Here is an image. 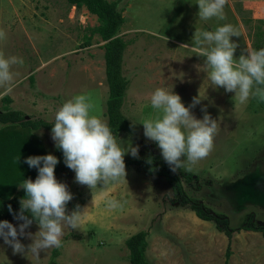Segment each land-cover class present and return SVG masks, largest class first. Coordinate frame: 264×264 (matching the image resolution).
I'll list each match as a JSON object with an SVG mask.
<instances>
[{
	"label": "rangeland",
	"instance_id": "1",
	"mask_svg": "<svg viewBox=\"0 0 264 264\" xmlns=\"http://www.w3.org/2000/svg\"><path fill=\"white\" fill-rule=\"evenodd\" d=\"M118 8L124 19L118 35L127 42L122 74L129 82L122 113L132 130L116 140L137 147L136 157L125 153L123 160H141L149 147L160 156L139 123L153 114L148 96L155 88L172 89L186 107L198 95L190 114L201 119L207 112L216 119L217 130L209 154L190 170L180 168L193 175L189 182L180 178L181 185L212 214L226 216L233 232L228 238L213 222L174 203L167 182L136 165L125 167V180L102 188L98 184L92 191L76 183L70 170L63 181L72 193L65 211L87 207L79 229H63L62 246L41 251L38 259L14 254L0 239V264H129L124 242L142 230L151 264H264L261 233L238 229L250 212L256 224H264V100L250 96L240 104L233 92L213 88L203 58L190 48L196 30H214L218 23H230L239 32L230 37L237 43L234 58L243 49L264 47V0H226L225 19L206 22L198 20V6L191 0H120ZM96 26L94 15L66 0H0V54L23 61L10 66L15 86L0 96V109L7 106L33 120L52 122L65 100L84 93L91 114L107 122L104 42L91 34ZM5 96L9 103L2 101ZM36 134L51 153L50 131ZM110 199L119 201V207H107ZM10 223L16 227L22 221ZM36 231V223L25 229ZM17 239L25 246L31 243L27 235Z\"/></svg>",
	"mask_w": 264,
	"mask_h": 264
},
{
	"label": "clouds",
	"instance_id": "2",
	"mask_svg": "<svg viewBox=\"0 0 264 264\" xmlns=\"http://www.w3.org/2000/svg\"><path fill=\"white\" fill-rule=\"evenodd\" d=\"M191 3L198 6L196 16L200 21L225 19L226 0H191ZM233 36H239L235 26L218 23L214 30H196L192 37L194 46L190 48L203 58L207 79L213 88L223 87L225 92H233L232 98L240 104L246 103L250 96L259 95L264 100V87H260L264 86V47L243 49L234 58L237 43L230 40ZM22 63L16 56L0 54V96L8 94L15 86L10 66ZM199 101L197 95L186 107L178 94L164 87L155 88L148 96V106L153 114L139 123L143 126L144 137L155 142L161 158L173 173L181 167L190 170L212 149L216 119L207 112L197 119L189 111ZM91 108L84 93L65 100L54 113L50 138L54 147L61 151L64 165L74 172V181L92 191L98 184L102 188L125 180L123 156L128 153L136 157L137 147L129 143L118 144L107 123L91 114ZM24 163L29 168L34 167L37 175L34 180L24 178L17 184L25 195L19 200L20 208L13 218L22 223L14 227L9 221L0 220V239L14 254H31L38 259L41 251L62 246L63 229H79L87 207L76 206L71 212L65 211L72 193L54 176V167L58 163L56 156L51 153L30 155L25 157ZM106 206L119 207V201L110 199ZM8 211L12 213L11 205ZM33 221L38 231L25 233ZM18 235H27L31 243L25 246L17 239Z\"/></svg>",
	"mask_w": 264,
	"mask_h": 264
},
{
	"label": "trees",
	"instance_id": "3",
	"mask_svg": "<svg viewBox=\"0 0 264 264\" xmlns=\"http://www.w3.org/2000/svg\"><path fill=\"white\" fill-rule=\"evenodd\" d=\"M75 8L84 7L90 14L96 17L97 26L91 28V34L100 38L103 43V58L105 63V81L108 88V96L105 103V116L107 125L116 137L120 133H130L132 124L122 113L125 92L128 87V80L122 74V62L124 51L127 47L118 31L124 19L119 7L120 0H66ZM264 87V86H260ZM2 101L9 103L5 96ZM19 110H13L7 106L0 109V220L11 221L13 214L19 208V200L25 193L17 184L24 178L35 179L36 169L29 168L24 159L30 155L47 154L44 144L36 134L39 129L50 131L53 122L44 120H33ZM56 156L58 163L54 167L55 178L63 182L69 174L62 158L60 150L54 148L51 152ZM18 158V160H17ZM125 167L128 165L138 166L146 175L163 178L171 188L174 203L181 207H188L195 216L203 221L214 223L218 231L223 232L228 238L233 232L229 228L226 216L222 214H212L210 210L198 200H192L181 185V179L189 182L193 175L178 169L179 174L170 171L169 166L159 155H148L141 160H124ZM181 178V179H180ZM11 205L12 213H9L8 206ZM27 215V214H26ZM252 214H247L238 229L244 231L260 232L264 238V225H257L253 222ZM35 223V221H33ZM147 233L139 231L128 237L124 245L128 251L127 259L129 264H151L146 258ZM52 254V259L55 256ZM229 251H226L228 258ZM53 260L50 261V264Z\"/></svg>",
	"mask_w": 264,
	"mask_h": 264
},
{
	"label": "water",
	"instance_id": "4",
	"mask_svg": "<svg viewBox=\"0 0 264 264\" xmlns=\"http://www.w3.org/2000/svg\"><path fill=\"white\" fill-rule=\"evenodd\" d=\"M26 119H27V117H26ZM149 151H150L151 154H153V155H157V154H158L155 150H153L152 147H149Z\"/></svg>",
	"mask_w": 264,
	"mask_h": 264
},
{
	"label": "flooded vegetation",
	"instance_id": "5",
	"mask_svg": "<svg viewBox=\"0 0 264 264\" xmlns=\"http://www.w3.org/2000/svg\"><path fill=\"white\" fill-rule=\"evenodd\" d=\"M249 214H252V216H253V222L255 223V218H254V214L253 213H249ZM257 225H264V224H257Z\"/></svg>",
	"mask_w": 264,
	"mask_h": 264
},
{
	"label": "crops",
	"instance_id": "6",
	"mask_svg": "<svg viewBox=\"0 0 264 264\" xmlns=\"http://www.w3.org/2000/svg\"><path fill=\"white\" fill-rule=\"evenodd\" d=\"M250 213H253V212H250ZM254 214V213H253Z\"/></svg>",
	"mask_w": 264,
	"mask_h": 264
}]
</instances>
